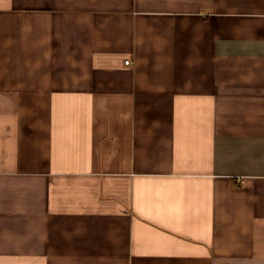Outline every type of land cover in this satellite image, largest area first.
<instances>
[{
  "label": "crops",
  "instance_id": "1",
  "mask_svg": "<svg viewBox=\"0 0 264 264\" xmlns=\"http://www.w3.org/2000/svg\"><path fill=\"white\" fill-rule=\"evenodd\" d=\"M0 264H264V0H0Z\"/></svg>",
  "mask_w": 264,
  "mask_h": 264
},
{
  "label": "built area",
  "instance_id": "2",
  "mask_svg": "<svg viewBox=\"0 0 264 264\" xmlns=\"http://www.w3.org/2000/svg\"><path fill=\"white\" fill-rule=\"evenodd\" d=\"M126 63H129V60H127Z\"/></svg>",
  "mask_w": 264,
  "mask_h": 264
}]
</instances>
